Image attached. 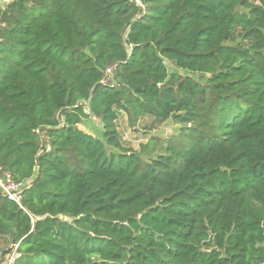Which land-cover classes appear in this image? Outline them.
<instances>
[{
    "label": "trees",
    "instance_id": "trees-1",
    "mask_svg": "<svg viewBox=\"0 0 264 264\" xmlns=\"http://www.w3.org/2000/svg\"><path fill=\"white\" fill-rule=\"evenodd\" d=\"M137 1L0 9L1 262L264 264V0Z\"/></svg>",
    "mask_w": 264,
    "mask_h": 264
},
{
    "label": "rangeland",
    "instance_id": "rangeland-1",
    "mask_svg": "<svg viewBox=\"0 0 264 264\" xmlns=\"http://www.w3.org/2000/svg\"><path fill=\"white\" fill-rule=\"evenodd\" d=\"M136 2L138 3L137 0ZM166 64L168 65V69L172 70V65L169 63ZM79 127L84 132L89 133L97 138L101 136V124L94 118L83 121ZM117 127V131L124 143L123 145L126 148H131L138 151L149 145L151 136H157L161 139L163 138L170 140L173 143L175 138L180 139L181 137L179 135L180 126L176 123H173L172 121H166L162 124L152 125L149 119H141L135 127H130L126 118L121 117L117 121ZM182 140L183 137H181V141ZM174 144L179 145L176 143ZM10 258L11 256L8 255L3 262L0 261V264H6Z\"/></svg>",
    "mask_w": 264,
    "mask_h": 264
},
{
    "label": "built area",
    "instance_id": "built-area-1",
    "mask_svg": "<svg viewBox=\"0 0 264 264\" xmlns=\"http://www.w3.org/2000/svg\"><path fill=\"white\" fill-rule=\"evenodd\" d=\"M10 0H0V9H3ZM115 71L114 66L107 67L104 71V78L101 81L104 84H107L111 81L113 73ZM28 184L14 182L11 176L8 173L0 172V193L7 201L15 203L20 209L24 210L22 206V191Z\"/></svg>",
    "mask_w": 264,
    "mask_h": 264
},
{
    "label": "crops",
    "instance_id": "crops-1",
    "mask_svg": "<svg viewBox=\"0 0 264 264\" xmlns=\"http://www.w3.org/2000/svg\"><path fill=\"white\" fill-rule=\"evenodd\" d=\"M125 118V117H124Z\"/></svg>",
    "mask_w": 264,
    "mask_h": 264
}]
</instances>
